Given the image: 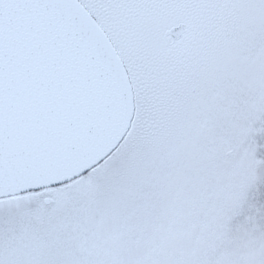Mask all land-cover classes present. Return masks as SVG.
<instances>
[{"label": "snow or ice", "instance_id": "6c2138e0", "mask_svg": "<svg viewBox=\"0 0 264 264\" xmlns=\"http://www.w3.org/2000/svg\"><path fill=\"white\" fill-rule=\"evenodd\" d=\"M0 264H264V0H0Z\"/></svg>", "mask_w": 264, "mask_h": 264}]
</instances>
